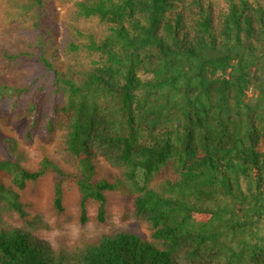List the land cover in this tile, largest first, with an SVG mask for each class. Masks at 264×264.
Segmentation results:
<instances>
[{"label": "trees", "instance_id": "obj_1", "mask_svg": "<svg viewBox=\"0 0 264 264\" xmlns=\"http://www.w3.org/2000/svg\"><path fill=\"white\" fill-rule=\"evenodd\" d=\"M0 59L1 120L56 151L0 154V264H264V0H0ZM49 173L57 213L120 193L152 239L52 249L20 195Z\"/></svg>", "mask_w": 264, "mask_h": 264}, {"label": "rangeland", "instance_id": "obj_2", "mask_svg": "<svg viewBox=\"0 0 264 264\" xmlns=\"http://www.w3.org/2000/svg\"><path fill=\"white\" fill-rule=\"evenodd\" d=\"M62 57L66 64L71 60V58ZM6 121L9 122L8 119L2 121L0 118V154L3 158L10 153L16 157L21 166L37 170L46 153L51 157L56 155L54 144L46 142L39 135L33 137L32 143L27 140L26 122L20 119L15 123L7 124ZM14 143L17 145L12 147ZM58 162L64 166L61 159ZM98 166V178L110 179L112 175H115L112 168L105 162L101 161ZM6 182L7 185H11L9 179ZM64 186V211L61 214L57 213L54 207L55 178L53 174L49 173L36 183H28L27 187L20 192L26 213L31 217H39L47 226L46 229L37 231V237L50 245L52 249H73L82 244L97 243L103 236H115L122 232L138 234L145 240L152 239L153 231L147 224H137L132 218L133 204L120 193H107V213L104 223L98 220V203L92 202L87 206L88 221L83 224L80 209L81 193L72 183H66ZM5 218L16 227L24 224L18 214Z\"/></svg>", "mask_w": 264, "mask_h": 264}]
</instances>
